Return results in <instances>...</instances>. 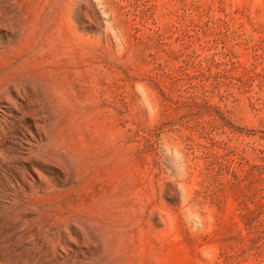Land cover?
Wrapping results in <instances>:
<instances>
[{
    "label": "rangeland",
    "instance_id": "374dc122",
    "mask_svg": "<svg viewBox=\"0 0 264 264\" xmlns=\"http://www.w3.org/2000/svg\"><path fill=\"white\" fill-rule=\"evenodd\" d=\"M0 264H264V0H0Z\"/></svg>",
    "mask_w": 264,
    "mask_h": 264
}]
</instances>
